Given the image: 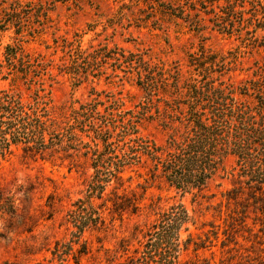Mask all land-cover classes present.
<instances>
[{
  "label": "trees",
  "instance_id": "trees-1",
  "mask_svg": "<svg viewBox=\"0 0 264 264\" xmlns=\"http://www.w3.org/2000/svg\"><path fill=\"white\" fill-rule=\"evenodd\" d=\"M114 2L117 9L104 28L155 27L167 16L182 20L195 32L205 28L202 22H206L212 32L235 38L244 49L264 48L260 36L264 32V0ZM47 19L42 6L17 0L1 11L0 31L13 28L15 35L26 33L33 38ZM76 43L64 41L62 52L69 64L60 72L77 78L96 77L101 65L113 62V71L135 76L144 100L134 106L139 109L135 112L123 109L119 99L102 101L94 92L93 98L56 113L41 81L45 66L20 45L5 47L1 80L9 76L13 83L21 80L29 94L24 97L16 88L0 90V163L20 152L40 160L67 159L71 164L82 159L91 170L82 196L66 212L65 223L72 229L70 240L55 245L50 252L53 258L61 261L63 256H71L76 264L78 257L88 252L82 236L105 228L106 211L119 219L139 211L136 195L122 187L123 174L141 164H146L151 180L196 196L207 189L223 161L233 157L239 185L236 192L246 190L264 212V66L234 85L224 77L235 70L238 53L224 55L201 46L188 54L187 77L182 79L176 66L151 63L141 53H125L101 44L83 50ZM13 72L18 74L14 78ZM144 121H157L163 129L176 125L172 128L177 135L157 146L139 135ZM188 224L193 225V219L181 204L158 213L144 234L143 250H134L128 264H175L179 252L190 243L189 234L180 239L181 232H188ZM74 246L78 248L74 250Z\"/></svg>",
  "mask_w": 264,
  "mask_h": 264
},
{
  "label": "rangeland",
  "instance_id": "rangeland-1",
  "mask_svg": "<svg viewBox=\"0 0 264 264\" xmlns=\"http://www.w3.org/2000/svg\"><path fill=\"white\" fill-rule=\"evenodd\" d=\"M14 1L17 0H0V14ZM18 1L42 6L48 19L41 33L33 38L26 33L17 36L13 28L0 31V65L5 66L7 45H20L31 58H38L46 68L41 77L44 93L56 113L93 98L94 92L102 101L107 97L119 99L123 109L135 112L139 109L134 106L144 100V93L135 85V76L113 71V62L101 65L96 77L77 78L60 72L69 64L62 52L64 41H75L83 50L101 44L125 53H141L151 63L166 68L176 66L182 79L187 77L188 54L201 46L224 55L238 53L235 70L224 77L234 85L251 78L264 66V48L244 49L235 38L212 32L206 22H202L205 28L197 32L182 20L167 16L155 27L104 28L117 9L114 0ZM260 36L264 37V32ZM2 74H6L5 69ZM13 75L12 78L18 74ZM1 78L0 75V90L16 88L24 97L29 94L21 80L13 83L10 76L7 80ZM157 106L163 108L162 103ZM172 127L163 129L157 121H144L138 132L153 144L164 146L167 138L176 134ZM146 167L141 164L123 174L122 189L136 195L139 211L123 214L120 219L106 211L105 228L82 236L88 252L79 256L76 264H128L134 250H143L147 239L144 234L157 214L173 204L183 205L194 223L187 225L188 232H181V240L188 234L191 239L175 264H264V212L258 210L260 205L253 204L246 190L236 192L239 185L233 157L223 161L207 189L196 196L151 180ZM90 174L82 159L71 164L67 159L40 160L17 152L0 163V264H75L71 256L58 261L50 252L57 243L60 246L70 240L72 229L65 223L66 212L82 196ZM77 248L74 246V250Z\"/></svg>",
  "mask_w": 264,
  "mask_h": 264
}]
</instances>
